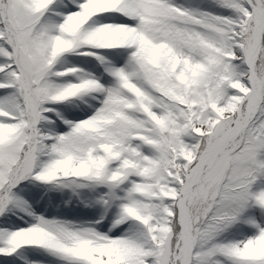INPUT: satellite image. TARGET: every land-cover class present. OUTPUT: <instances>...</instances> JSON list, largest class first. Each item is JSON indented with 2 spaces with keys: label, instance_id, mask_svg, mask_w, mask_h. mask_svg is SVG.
I'll list each match as a JSON object with an SVG mask.
<instances>
[{
  "label": "snow or ice",
  "instance_id": "1",
  "mask_svg": "<svg viewBox=\"0 0 264 264\" xmlns=\"http://www.w3.org/2000/svg\"><path fill=\"white\" fill-rule=\"evenodd\" d=\"M0 264H264V0H0Z\"/></svg>",
  "mask_w": 264,
  "mask_h": 264
}]
</instances>
